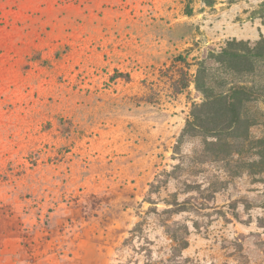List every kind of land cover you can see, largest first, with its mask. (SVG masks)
I'll return each instance as SVG.
<instances>
[{
    "label": "rangeland",
    "instance_id": "rangeland-1",
    "mask_svg": "<svg viewBox=\"0 0 264 264\" xmlns=\"http://www.w3.org/2000/svg\"><path fill=\"white\" fill-rule=\"evenodd\" d=\"M262 1L110 0L124 19L91 39L88 64L31 88L27 108L0 93V148H18L0 154V262L264 264V173L179 142L198 61L264 36Z\"/></svg>",
    "mask_w": 264,
    "mask_h": 264
},
{
    "label": "crops",
    "instance_id": "crops-1",
    "mask_svg": "<svg viewBox=\"0 0 264 264\" xmlns=\"http://www.w3.org/2000/svg\"><path fill=\"white\" fill-rule=\"evenodd\" d=\"M110 0H0V92L3 100L24 97L19 106L28 107L31 88L43 87L52 76H73L76 64H88L85 50L108 28L123 21ZM61 51L60 49H66ZM59 52V53H58ZM58 53V54H57ZM48 61V62H46ZM30 136V133H23ZM1 136V135H0ZM12 140L14 135L5 132ZM18 148L5 146L0 154ZM1 261V260H0ZM0 264H6L0 262Z\"/></svg>",
    "mask_w": 264,
    "mask_h": 264
},
{
    "label": "trees",
    "instance_id": "trees-1",
    "mask_svg": "<svg viewBox=\"0 0 264 264\" xmlns=\"http://www.w3.org/2000/svg\"><path fill=\"white\" fill-rule=\"evenodd\" d=\"M202 1L211 6L216 0ZM259 17L264 24V1ZM194 83L202 99L192 104L179 142L185 136L201 137L203 154L233 164L232 175L263 174L264 138H253L250 128L264 124V110L257 115L247 105L264 106V36L254 42L232 38L209 51L197 63ZM171 235L179 248L188 246L186 236Z\"/></svg>",
    "mask_w": 264,
    "mask_h": 264
}]
</instances>
